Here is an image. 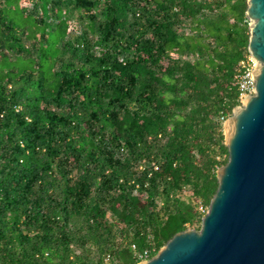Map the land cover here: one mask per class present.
I'll use <instances>...</instances> for the list:
<instances>
[{"label": "trees", "instance_id": "16d2710c", "mask_svg": "<svg viewBox=\"0 0 264 264\" xmlns=\"http://www.w3.org/2000/svg\"><path fill=\"white\" fill-rule=\"evenodd\" d=\"M246 8L0 0V264H138L200 230Z\"/></svg>", "mask_w": 264, "mask_h": 264}, {"label": "water", "instance_id": "95a60500", "mask_svg": "<svg viewBox=\"0 0 264 264\" xmlns=\"http://www.w3.org/2000/svg\"><path fill=\"white\" fill-rule=\"evenodd\" d=\"M254 92L232 110L227 163L199 231L176 233L138 264H264V0H247Z\"/></svg>", "mask_w": 264, "mask_h": 264}, {"label": "built area", "instance_id": "2783aa9c", "mask_svg": "<svg viewBox=\"0 0 264 264\" xmlns=\"http://www.w3.org/2000/svg\"><path fill=\"white\" fill-rule=\"evenodd\" d=\"M258 63L249 55L245 61L239 63V69L237 73V85L240 92L239 102L254 92V78L253 71ZM145 261V260H143ZM107 264V263H105Z\"/></svg>", "mask_w": 264, "mask_h": 264}, {"label": "bare ground", "instance_id": "6f19581e", "mask_svg": "<svg viewBox=\"0 0 264 264\" xmlns=\"http://www.w3.org/2000/svg\"><path fill=\"white\" fill-rule=\"evenodd\" d=\"M245 102H246V100L243 99V100H242V104L245 105ZM231 130H232V126L230 125L229 122H226V123L224 124V129H223L225 135H228V134L231 132Z\"/></svg>", "mask_w": 264, "mask_h": 264}]
</instances>
